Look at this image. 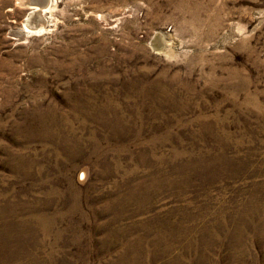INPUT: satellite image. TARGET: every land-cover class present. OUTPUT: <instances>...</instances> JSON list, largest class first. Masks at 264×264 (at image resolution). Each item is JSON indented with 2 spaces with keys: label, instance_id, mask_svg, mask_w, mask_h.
<instances>
[{
  "label": "rangeland",
  "instance_id": "374dc122",
  "mask_svg": "<svg viewBox=\"0 0 264 264\" xmlns=\"http://www.w3.org/2000/svg\"><path fill=\"white\" fill-rule=\"evenodd\" d=\"M27 1L0 0V264H264V0Z\"/></svg>",
  "mask_w": 264,
  "mask_h": 264
},
{
  "label": "bare ground",
  "instance_id": "6f19581e",
  "mask_svg": "<svg viewBox=\"0 0 264 264\" xmlns=\"http://www.w3.org/2000/svg\"><path fill=\"white\" fill-rule=\"evenodd\" d=\"M24 1V0H22ZM27 1V0H26ZM31 1H34V0H29ZM27 1V3L29 2ZM20 2V1H19ZM38 4V3H36ZM34 8L32 9V12L30 13V15L27 17V19L24 21V32L25 33H29L31 30L33 29H38V30H41L43 29V24L41 25V18L43 17V13H44V8H42L41 6H36V5H33ZM48 6V5H47ZM29 7V6H28ZM42 16V17H41ZM45 27V26H44ZM40 32V31H39ZM17 35V34H16ZM21 38V37H20Z\"/></svg>",
  "mask_w": 264,
  "mask_h": 264
}]
</instances>
